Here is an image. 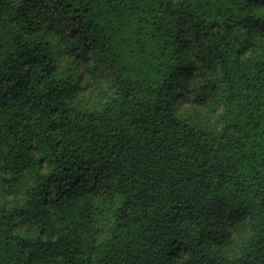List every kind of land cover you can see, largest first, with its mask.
<instances>
[{
  "label": "trees",
  "instance_id": "16d2710c",
  "mask_svg": "<svg viewBox=\"0 0 264 264\" xmlns=\"http://www.w3.org/2000/svg\"><path fill=\"white\" fill-rule=\"evenodd\" d=\"M261 17L0 0V264H264Z\"/></svg>",
  "mask_w": 264,
  "mask_h": 264
},
{
  "label": "rangeland",
  "instance_id": "374dc122",
  "mask_svg": "<svg viewBox=\"0 0 264 264\" xmlns=\"http://www.w3.org/2000/svg\"><path fill=\"white\" fill-rule=\"evenodd\" d=\"M176 108L181 116L186 118H193L196 120H205V122H209L210 125L217 123L219 120L218 118L220 107L215 106V104L200 106L195 104L192 100L177 99Z\"/></svg>",
  "mask_w": 264,
  "mask_h": 264
},
{
  "label": "snow or ice",
  "instance_id": "6c2138e0",
  "mask_svg": "<svg viewBox=\"0 0 264 264\" xmlns=\"http://www.w3.org/2000/svg\"><path fill=\"white\" fill-rule=\"evenodd\" d=\"M261 19H264V17H261Z\"/></svg>",
  "mask_w": 264,
  "mask_h": 264
}]
</instances>
